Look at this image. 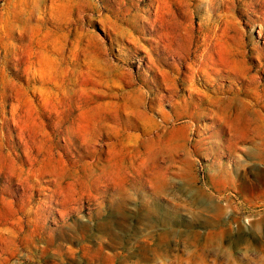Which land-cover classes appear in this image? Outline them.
I'll return each instance as SVG.
<instances>
[{
	"label": "rangeland",
	"instance_id": "obj_1",
	"mask_svg": "<svg viewBox=\"0 0 264 264\" xmlns=\"http://www.w3.org/2000/svg\"><path fill=\"white\" fill-rule=\"evenodd\" d=\"M255 2L0 0L3 264H264ZM163 33L190 62L220 57L232 75L196 83L193 119L156 137V103L131 128L122 107L153 87L145 56Z\"/></svg>",
	"mask_w": 264,
	"mask_h": 264
},
{
	"label": "bare ground",
	"instance_id": "obj_2",
	"mask_svg": "<svg viewBox=\"0 0 264 264\" xmlns=\"http://www.w3.org/2000/svg\"><path fill=\"white\" fill-rule=\"evenodd\" d=\"M254 1H256L255 3L259 5L260 7L259 10L261 14H264V0H254ZM135 18L136 16L134 15L133 16L134 20L129 19L127 21L135 26V24L139 22V19L137 18L136 20ZM141 22L142 24H144L143 27H148V29H150L149 31L153 30V28L155 27L153 23H151V21L149 20L141 21ZM262 33H264V29L260 28L258 36L260 37ZM175 39L176 36H174L173 34L163 33L157 35L153 39L148 40V42L150 41L151 47L145 56L147 59V62L145 63V67H147L148 70L154 73L156 79L152 80L153 87L148 90L142 91V87H138L139 89L129 92V94H131L132 92H138L139 94L134 96V102L136 103L135 109H130V111L128 112L131 106L129 104H123L122 109L127 119L125 122L126 127L128 128L137 127L138 124L137 122H135V120L138 118L140 119L142 116H146L148 112L153 111L152 106H154V104L156 103L158 110H154V112L160 116L161 120L160 121L148 120L146 126H149V129H155L156 133L155 134H153L152 132L151 133L157 137L160 135V132L162 130L166 129L168 124L169 125L170 123L175 124L178 120L185 117L193 119V114L184 113V109L190 107L193 108V99L195 100L196 97L199 98V101L203 100L202 95L195 87L196 83L198 84L199 82L202 81L203 86H205L208 83L213 82V79L211 77L212 75L218 77H224L225 75L226 76L232 75L231 73L224 71L222 69L223 60L220 57L215 59L211 55L200 54L196 56L194 63L192 61L190 62L189 60L190 59L192 60L191 53L187 50H181L174 47ZM262 45L264 46V41L262 42ZM256 52H258L260 54V57L264 59V48L260 49L259 51H257L256 49ZM169 59L171 60V62H168ZM258 67L261 72H264V66L259 64ZM182 68H184L185 71H183ZM143 71L145 72V69H143ZM180 76L184 77L185 82L188 83L187 86H182L179 84L178 81ZM252 78L254 79V77ZM243 82L244 84H246L245 80ZM132 85H135L134 81L124 83V86H132ZM219 89H220L219 87H216V91H219ZM182 92L187 94V98L180 95V93ZM164 101L170 102V106L173 110L172 114L168 115L162 111L161 106ZM128 113H131V118H129ZM15 135L17 134L15 133ZM237 229L240 230L241 226L237 225ZM0 264H3V262L0 261Z\"/></svg>",
	"mask_w": 264,
	"mask_h": 264
}]
</instances>
